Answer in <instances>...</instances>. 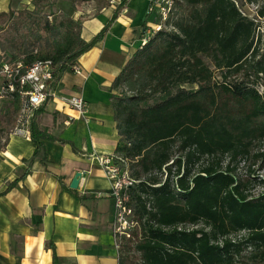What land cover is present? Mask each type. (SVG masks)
Returning <instances> with one entry per match:
<instances>
[{
	"label": "trees",
	"instance_id": "trees-1",
	"mask_svg": "<svg viewBox=\"0 0 264 264\" xmlns=\"http://www.w3.org/2000/svg\"><path fill=\"white\" fill-rule=\"evenodd\" d=\"M61 1L77 9L91 0H31L1 11L0 60L50 59L52 85L72 71L110 23L86 41L81 17L61 11ZM238 2L256 3V16L237 0H176L166 28L138 43L112 81L114 152L137 181L126 203L138 223L135 264H264V189L254 195L237 173L249 159L264 167V0ZM178 5L190 14L178 17ZM44 105L30 123L29 163L43 140L55 139L37 122ZM19 107L17 97L0 102V149ZM129 240L118 264H128Z\"/></svg>",
	"mask_w": 264,
	"mask_h": 264
},
{
	"label": "crops",
	"instance_id": "crops-1",
	"mask_svg": "<svg viewBox=\"0 0 264 264\" xmlns=\"http://www.w3.org/2000/svg\"><path fill=\"white\" fill-rule=\"evenodd\" d=\"M30 1L0 0V12L30 6ZM149 1L143 0L144 9ZM129 4L91 0L74 14L82 19L86 41L109 19L111 25L104 39L77 59L81 72H64L52 86L53 96L37 122L55 139L43 140L30 163L35 148L30 137L10 134L0 149V192L16 181L0 195V264H118L112 183L90 154L113 153L118 142L112 107V119L108 114V88L111 94L114 77L137 47L125 56V45L136 42L144 25L123 18ZM115 46L122 51L118 58ZM105 50L111 58L102 55ZM73 94L86 101L87 120L62 100ZM76 172L79 182L72 188Z\"/></svg>",
	"mask_w": 264,
	"mask_h": 264
},
{
	"label": "built area",
	"instance_id": "built-area-1",
	"mask_svg": "<svg viewBox=\"0 0 264 264\" xmlns=\"http://www.w3.org/2000/svg\"><path fill=\"white\" fill-rule=\"evenodd\" d=\"M175 4L176 0L149 1L148 12L154 14V18L145 26L139 45H145L157 31L166 28V21ZM72 70L81 72L78 65L73 66ZM54 72L55 65L50 59L36 60L30 64H24L21 60H0V102L16 97L20 100L11 134L30 137V123L35 111L53 96ZM62 100L86 119L87 104L82 96L73 94L62 97ZM90 156L97 160L104 176L112 183L111 196L115 203L112 232L114 245L119 251L122 242L132 237L130 230L134 222L128 220L132 213L126 203L129 198L128 190L137 181L130 174L128 160L120 154L92 153ZM134 221L138 226L137 221Z\"/></svg>",
	"mask_w": 264,
	"mask_h": 264
},
{
	"label": "rangeland",
	"instance_id": "rangeland-1",
	"mask_svg": "<svg viewBox=\"0 0 264 264\" xmlns=\"http://www.w3.org/2000/svg\"><path fill=\"white\" fill-rule=\"evenodd\" d=\"M148 4H149V2H148ZM237 4H238V7L240 8V10H242L244 13L248 14L250 17L251 16L252 17H255L256 16V10H257L256 3H249V4L242 3L241 4L237 0ZM82 6L85 7L86 6V3L80 4L77 7V9H73L70 6L69 2H67V1H61L59 3V9L61 11L69 12L72 15L80 12L81 11L80 9L82 8ZM128 9H129V12L127 14L123 15V18L124 19H128L131 23H136L137 22L136 25H138V24L140 25V23L142 22V20L143 21L145 19L146 20L144 22V25L141 26L140 36L138 37V39L136 40V42L134 44L128 43L127 45H125L128 48V53H125V56H129L132 53V51L134 50V48L137 45V42L140 40V37L142 35V32H143L145 26L149 22H152L153 21V18H154V14H149V12H148V5L145 6V9H144V2H143V0H130V4L128 5ZM177 11H178V14L177 15H178V17H180L181 15H189L190 12H191V8L190 7H187V6H184V5H178V10ZM135 12H137L136 16H138V14H139L140 19L138 18L139 16L137 18H135V15H134ZM145 13H146V15H145ZM108 19H109V16H108ZM109 20H108V23L110 22ZM258 20H260V23L261 24H264V17H260V18H258ZM110 25H109L108 29L110 28ZM131 34H132V32H131ZM133 34H136V33H133ZM87 36H90V35L87 34ZM98 42H96L94 46H96ZM125 42H127V41H125ZM262 47L264 48V44H263ZM114 54L116 55L115 56L116 58H118V57L121 56L122 51L120 49V46H115L114 47ZM102 55H105V56H108V58H111V53L107 52L106 50L104 52H102ZM205 60L207 62H209V59L208 58H205ZM214 73H215V77L218 79L219 74H220V71L214 70ZM110 93H111V91H110ZM110 95L111 94H109V88H108V97H107V101H108V114L110 113V118L112 119L111 106H110ZM62 97H66V96L63 95ZM0 134H2L1 133V130H0ZM257 150H258V147H255L254 148V152H256ZM260 151L264 152V143L261 144ZM249 167L251 169H253V171H254L253 176L248 174V168ZM237 173H238L239 177H241L242 179H248V177H249L250 183H251L250 185L252 187L251 188L252 189L251 192L254 195H257L261 191H263V189H264V183H260V180H263V182H264V167L261 166V160H258L256 162H254V159H251V160L249 159V160L241 161L239 163V165H238ZM252 177H255V178H252ZM134 219L135 218H134V215L133 214H131V215L128 216V220L134 222V224H133V226L131 227V230H130V233H131V236L132 237L130 238V240H129L128 243H125V244H128V249H129V252L127 254L128 255V260H127L128 264H135V263L138 262V253H136L133 250V245H132V242L137 239V236L135 235V233L138 231V226H137L136 222L134 221Z\"/></svg>",
	"mask_w": 264,
	"mask_h": 264
},
{
	"label": "water",
	"instance_id": "water-1",
	"mask_svg": "<svg viewBox=\"0 0 264 264\" xmlns=\"http://www.w3.org/2000/svg\"><path fill=\"white\" fill-rule=\"evenodd\" d=\"M79 177H80V173L76 172L75 175L73 176L71 184H70V186L72 188H77L78 182H79Z\"/></svg>",
	"mask_w": 264,
	"mask_h": 264
}]
</instances>
